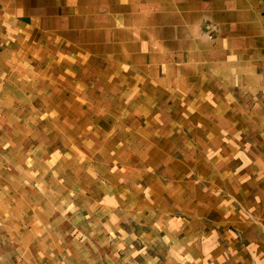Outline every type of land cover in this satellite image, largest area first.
Listing matches in <instances>:
<instances>
[{
  "label": "rangeland",
  "instance_id": "obj_1",
  "mask_svg": "<svg viewBox=\"0 0 264 264\" xmlns=\"http://www.w3.org/2000/svg\"><path fill=\"white\" fill-rule=\"evenodd\" d=\"M10 2L0 0V264H211L170 238L177 229L172 214L159 212L164 202L155 192L173 201L167 192L180 190L166 189L171 175L152 179L154 161L138 173L127 165L129 151L149 160L165 140L170 149L198 136L173 132L182 119L168 112L175 101L156 100L149 89L108 107L103 79L63 59H76L62 45L71 39L56 38L43 23V34H32L27 14ZM173 66L156 76H176L178 90L188 91L182 79L191 70L176 73ZM129 84L121 95L135 83ZM163 164L157 163L162 173Z\"/></svg>",
  "mask_w": 264,
  "mask_h": 264
},
{
  "label": "crops",
  "instance_id": "obj_2",
  "mask_svg": "<svg viewBox=\"0 0 264 264\" xmlns=\"http://www.w3.org/2000/svg\"><path fill=\"white\" fill-rule=\"evenodd\" d=\"M8 4H17V13L27 14L29 31L35 29L32 34L42 33L45 25L56 38L71 39L62 45L76 59L66 54L63 59L78 62L103 79L109 90L103 99L110 101L108 107L117 105L118 96L132 101L139 93H151L149 89L158 94L156 100L175 101L162 110L170 107V116L182 117L173 132L198 136H187L170 149L165 140L149 160L140 158L144 154L138 149L129 151V170L138 173L154 161L152 179L163 180L169 173L173 180L166 189L180 190L175 196L167 192L173 201L155 192L157 202H164L159 212L176 215H171L177 229L170 237L173 244L187 245L193 255L200 253L211 264H264V0H12ZM209 24L214 27L204 31ZM183 61L186 65H178ZM173 64L176 73L191 70L182 79L190 85L188 91L178 90L176 76L164 77L162 71L156 76L158 69L167 74ZM123 69L127 75L120 74ZM148 74L153 75L150 81L145 80ZM129 83L135 84L121 95ZM189 119L202 125L192 126ZM159 161L166 167L164 173L157 167ZM183 192L192 194L183 201Z\"/></svg>",
  "mask_w": 264,
  "mask_h": 264
}]
</instances>
